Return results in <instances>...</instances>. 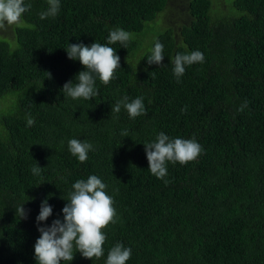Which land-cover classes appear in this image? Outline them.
I'll return each mask as SVG.
<instances>
[{
  "label": "trees",
  "instance_id": "1",
  "mask_svg": "<svg viewBox=\"0 0 264 264\" xmlns=\"http://www.w3.org/2000/svg\"><path fill=\"white\" fill-rule=\"evenodd\" d=\"M172 1L60 0L41 19L47 0H25L20 23L0 30V264H37L38 227L63 221L72 185L90 175L107 185L116 222L103 229L104 256L74 247L61 264H106L116 243L131 248L126 264H264V0H186L179 27L167 22ZM117 28L131 39L108 45L120 57L115 78H96L91 101L65 97L63 85L85 70L65 49L106 44ZM157 41L164 59L149 65ZM196 50L204 61L177 82L172 60ZM124 96L143 97L147 114L111 112ZM160 132L201 145L195 160L167 162L163 179L144 146ZM73 138L93 145L84 163L68 149ZM46 198L52 215L38 225Z\"/></svg>",
  "mask_w": 264,
  "mask_h": 264
},
{
  "label": "clouds",
  "instance_id": "2",
  "mask_svg": "<svg viewBox=\"0 0 264 264\" xmlns=\"http://www.w3.org/2000/svg\"><path fill=\"white\" fill-rule=\"evenodd\" d=\"M47 4V10L39 14L41 19L54 17L59 12L60 0H47ZM30 8L31 4H26L25 0H0V30H6L7 26L20 23L22 15ZM130 39L129 32L117 28L109 32L106 44L98 42L90 46L82 43L69 44L65 49L68 58L79 60L85 70L76 75L75 82L70 80L63 85L61 91L64 96L73 100L80 98L93 100L99 94L95 88L96 78L107 85L115 78V72L120 68V57L116 54V50L108 45L119 42L127 49ZM163 59V45L157 41L151 54L147 56V62L149 65H160ZM203 61L204 55L199 50L176 54L172 63L177 82L185 73L186 65L190 66ZM47 78H51L50 73ZM143 99V97H137L129 102V97L124 96L116 101L111 112L119 113L123 107L132 119L146 115ZM34 123V118L29 116L27 125L32 126ZM121 135L128 137L127 130L122 131ZM144 146L148 169L158 179H163L167 175V162L186 164L195 160L201 153V145L195 138L171 139L164 132H160L154 141L144 143ZM68 149L80 163L87 161L89 151L94 150L91 143L76 138L68 140ZM41 170L38 164L32 167L34 175H40ZM106 187L107 185L96 175H90L86 180H77L72 185V191L68 194V203L62 209L63 221L56 219L51 226L38 227L40 236L34 245L37 264H61L62 261H72L74 247L76 252L89 260L104 256L103 245L106 235L103 229L110 223H115L117 215L114 200L107 194ZM23 205L19 206L17 211L21 218H26ZM51 215L52 207L46 198L41 203L40 212L36 218L38 225ZM130 257L131 248L125 247L122 243H116L108 251L106 264H126Z\"/></svg>",
  "mask_w": 264,
  "mask_h": 264
},
{
  "label": "rangeland",
  "instance_id": "3",
  "mask_svg": "<svg viewBox=\"0 0 264 264\" xmlns=\"http://www.w3.org/2000/svg\"><path fill=\"white\" fill-rule=\"evenodd\" d=\"M184 1L186 0H173L172 1V7L173 10L171 11V13L169 14V18H168V24H170L169 26H175V27H179L182 26L184 24V19L186 18L185 13L183 12L185 5H184ZM164 17L162 18V22L156 24V31H161L164 27H166L168 24H166L164 22ZM175 21L174 24H171L172 21ZM150 38H153L152 34H148L146 38H144L145 43H143L145 46H148L150 43Z\"/></svg>",
  "mask_w": 264,
  "mask_h": 264
}]
</instances>
